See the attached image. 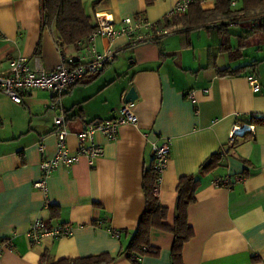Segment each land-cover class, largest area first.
<instances>
[{
  "label": "crops",
  "instance_id": "0c3cea01",
  "mask_svg": "<svg viewBox=\"0 0 264 264\" xmlns=\"http://www.w3.org/2000/svg\"><path fill=\"white\" fill-rule=\"evenodd\" d=\"M179 1L81 0L91 22L95 14H107L115 25L136 16L156 23ZM202 1L204 10L216 2ZM231 1L233 9L241 8V0ZM258 14L264 17V8L242 20ZM236 23L226 25L230 36L225 49L218 24L187 33L175 26L178 32L158 44L133 45L126 35L115 38L114 61L61 99L69 131L66 147L75 154V132L118 116L130 88L137 94L129 103L137 125L120 126L114 141L97 134L102 156L93 166L81 158L56 170L47 179L45 195L33 185L40 179L41 161L56 152L51 94L32 91L21 104L0 94V264H41L43 257L42 264H54L124 251L145 208L143 173L153 146L165 138L169 162L156 191L168 211L165 223H173L179 178L196 175L199 181L187 211L193 237L183 247V264H264V121L255 122L264 120V33H249L248 26L255 23ZM0 34V70L11 58L23 56L32 68L50 72L62 59L89 58L106 45L98 38L93 45L85 41L61 52L54 31L41 29L40 0H0ZM251 76L260 85L257 92L248 83ZM235 125L246 128L229 142ZM216 153H221L218 166L199 174L200 165ZM225 176L244 180L230 189L213 185ZM48 205L55 207L54 215ZM35 219L49 227L66 225L70 235L44 236L32 243L27 232ZM172 242L170 233L153 229L149 245L157 252L138 264H171ZM111 264L132 263L121 254Z\"/></svg>",
  "mask_w": 264,
  "mask_h": 264
},
{
  "label": "built area",
  "instance_id": "2783aa9c",
  "mask_svg": "<svg viewBox=\"0 0 264 264\" xmlns=\"http://www.w3.org/2000/svg\"><path fill=\"white\" fill-rule=\"evenodd\" d=\"M192 0H181L174 8L169 11L160 21L156 23L148 22L143 16L127 17L118 25H115L113 19L107 14H95L94 22L96 30L89 38L93 45L98 38L106 43L101 52H93L89 58H82L76 63L62 59L61 64L54 70L46 72L42 69L32 68L29 59L19 56L11 58L8 66L0 70V94L9 98L15 104H21L23 96L32 91H46L51 94V104L48 109L55 112L52 119L53 135L56 138V152L48 159L40 163L41 176L34 183V188L40 190L44 195L47 192V179L59 168H69L85 158L89 166H93L95 161L102 156V148L95 142L97 134L105 136L114 141L118 137L120 126L129 124L137 125V117L130 107V104H122L118 116L110 120L95 121L87 123L83 129L74 133L77 143V151L71 154L66 147V138L69 135L67 129L66 113L62 109V97L78 82L85 77L95 75L104 70L116 58V52L111 45L115 38L120 35H126L133 45L145 42H155L173 35L171 29L162 27L164 21H169L171 15L175 12L185 13ZM234 7L235 3L231 2ZM262 20V19H261ZM161 22V23H160ZM258 21L255 23L257 24ZM1 35V34H0ZM37 59L35 62L37 63ZM248 83L253 92L260 89L257 79L253 76L248 78ZM193 98V94H188ZM239 129L236 125L229 133V142H233L238 136ZM244 133V128L242 129ZM38 151L43 153L44 145L38 144ZM155 159V169L157 171V187L161 182L162 174L166 170L169 162L170 144L169 139H161L160 143L153 146ZM244 180L243 176H229L218 178L213 185L219 188L230 189L233 184ZM70 228L66 225H56L49 227L41 219H35L29 225L27 236L32 243L38 242L44 236L66 237L70 235ZM146 248L143 247V250Z\"/></svg>",
  "mask_w": 264,
  "mask_h": 264
},
{
  "label": "trees",
  "instance_id": "16d2710c",
  "mask_svg": "<svg viewBox=\"0 0 264 264\" xmlns=\"http://www.w3.org/2000/svg\"><path fill=\"white\" fill-rule=\"evenodd\" d=\"M241 1L242 6L239 9L232 8L231 0H216L212 9L204 10L202 9V0H192L185 13H173L169 21L162 23V27L171 29L175 34L178 32L175 30V26H181L185 30L184 33H187L191 30L212 29V25L218 24L217 32L221 35L220 45L222 49H225L226 44H228V36H230L226 33L228 22H239L249 14L264 8V0ZM40 14L41 29L54 31L55 43L61 52L68 47L77 49L82 42H88L90 36L96 30L94 17L91 22V18L84 11L81 0H40ZM248 29L249 33H264V21L248 26ZM159 42L160 40L155 41L157 44ZM39 47L40 43L37 45V50ZM66 61L76 63L72 59ZM237 71L239 69L220 73L233 74ZM83 80L73 87L82 83ZM261 121L264 120H256L255 122ZM220 159L221 153L211 155L200 165L198 173L205 174L212 171L218 166ZM156 181L157 171L155 169L154 153L152 152L150 165L145 169L142 176L145 208L138 219L136 230L124 251L116 256L105 253L83 258L62 259L54 264H111L115 257L121 254H126L132 264H138L141 257L157 252L149 245L150 233L153 229L168 232L173 236L170 250L171 264H183V247L193 237V229L188 224L187 211L188 207L196 200L195 194L199 181L196 175H185L179 178L176 186L177 196L172 225L165 223L168 211L159 203L155 193ZM47 208L54 215L55 207L48 205ZM112 233L117 235L116 232ZM143 247L146 249L143 250ZM44 259V257L41 259V264L44 263Z\"/></svg>",
  "mask_w": 264,
  "mask_h": 264
},
{
  "label": "water",
  "instance_id": "95a60500",
  "mask_svg": "<svg viewBox=\"0 0 264 264\" xmlns=\"http://www.w3.org/2000/svg\"><path fill=\"white\" fill-rule=\"evenodd\" d=\"M137 99V94L133 88H130L124 96L123 103L129 104Z\"/></svg>",
  "mask_w": 264,
  "mask_h": 264
},
{
  "label": "rangeland",
  "instance_id": "374dc122",
  "mask_svg": "<svg viewBox=\"0 0 264 264\" xmlns=\"http://www.w3.org/2000/svg\"><path fill=\"white\" fill-rule=\"evenodd\" d=\"M262 16V14H258V15H256L254 18H252L250 21L249 20H246V19H244V20H240L242 23H256L260 18H264V17H261ZM229 23V22H228ZM231 29L232 30H234V29H237L236 27H231ZM240 135H242V134H240Z\"/></svg>",
  "mask_w": 264,
  "mask_h": 264
},
{
  "label": "bare ground",
  "instance_id": "6f19581e",
  "mask_svg": "<svg viewBox=\"0 0 264 264\" xmlns=\"http://www.w3.org/2000/svg\"><path fill=\"white\" fill-rule=\"evenodd\" d=\"M246 128V127H245ZM245 128H244V130H245ZM248 128V127H247ZM243 129V128H242ZM242 129L240 128V129H237V131H238V134L240 135V134H242Z\"/></svg>",
  "mask_w": 264,
  "mask_h": 264
}]
</instances>
